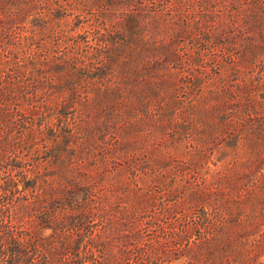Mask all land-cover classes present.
Listing matches in <instances>:
<instances>
[{
    "label": "rangeland",
    "instance_id": "rangeland-1",
    "mask_svg": "<svg viewBox=\"0 0 264 264\" xmlns=\"http://www.w3.org/2000/svg\"><path fill=\"white\" fill-rule=\"evenodd\" d=\"M37 4L51 111L29 151L33 105L7 103L0 184L75 188L0 192V234L37 245L33 264H264V0Z\"/></svg>",
    "mask_w": 264,
    "mask_h": 264
},
{
    "label": "trees",
    "instance_id": "trees-1",
    "mask_svg": "<svg viewBox=\"0 0 264 264\" xmlns=\"http://www.w3.org/2000/svg\"><path fill=\"white\" fill-rule=\"evenodd\" d=\"M37 5V0H0V12L3 14V16L0 15V63L3 49L4 55L6 54L7 58H5V65L9 69L8 77L10 78L8 82L9 86L0 89V127L5 129L6 126H10L5 114L6 106L8 105L7 103L16 102L17 105L26 103L32 104L33 106L31 107L30 112V119L32 122L30 126L26 127L27 131L23 139L24 147L28 148L29 151L34 146V132H36L37 129L38 132H42V121L47 118V113H50L51 111V108L48 105H50L49 100L52 96L51 93L55 90L53 85H45V83L40 80L37 68V57L32 49L31 42L34 41L35 33L33 31H35L36 25H38L39 18H34L33 16L31 18L29 17L32 15V10L36 8ZM27 23L33 27L31 30L32 34L29 35L24 33L23 36H20V31L27 32L30 30H28V28L26 29ZM108 40L109 35L108 39L104 37L106 47H108ZM4 67L0 64V71H2V69L4 70ZM44 103L46 106H43ZM66 105L67 104L64 103V108H66ZM43 108H48V110L46 111ZM36 125L38 127L37 129H35ZM48 129L50 132L54 131L53 126ZM12 131L13 130L10 126L5 132L9 133ZM17 146L18 145L15 144V141L12 142L10 136H0V164L2 157L5 156L8 149H13L14 147L17 148ZM22 164L23 162L21 160L5 162V166H12L19 170L22 168ZM21 175H23L22 172ZM21 175H19L18 178L12 175L5 182L0 184V192L7 193L5 196L12 199L10 196L11 193H13L14 196L17 192H21L23 188L35 189L38 186L42 194H56L59 197L63 196L62 199H65V201H68V198L71 196L70 193L74 192L71 190L72 188H75L73 186L74 183L71 181L74 179L69 180L58 190V188L53 187L47 179H43V176L46 175L44 173L40 175L36 174L30 178H24V175ZM77 206H82V204H78ZM52 210H55V208ZM52 210L45 213V219L41 218V220H46L52 213ZM65 222V220H61L59 225L65 224ZM80 242L81 241L78 240L77 245L75 244L77 251ZM31 247L34 250H39L37 245H26V248L22 249L17 243L15 236H5L4 232L1 233L0 255H5L7 260L3 263V260L0 258V264H33L34 259ZM57 261V258L47 256L45 264H57Z\"/></svg>",
    "mask_w": 264,
    "mask_h": 264
}]
</instances>
